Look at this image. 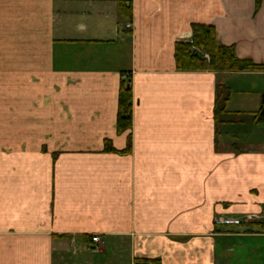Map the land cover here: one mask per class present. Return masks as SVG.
<instances>
[{"label": "crops", "instance_id": "obj_1", "mask_svg": "<svg viewBox=\"0 0 264 264\" xmlns=\"http://www.w3.org/2000/svg\"><path fill=\"white\" fill-rule=\"evenodd\" d=\"M127 2L129 20L117 0H0V264H64L70 247L96 264H264V122L251 114L264 70L173 61L199 23L264 65V0ZM120 71L132 106L117 134Z\"/></svg>", "mask_w": 264, "mask_h": 264}, {"label": "trees", "instance_id": "obj_2", "mask_svg": "<svg viewBox=\"0 0 264 264\" xmlns=\"http://www.w3.org/2000/svg\"><path fill=\"white\" fill-rule=\"evenodd\" d=\"M261 0H254V11L257 10ZM118 15L126 20L131 17V7L127 0H117ZM173 61L176 70H210V71H256L264 70L263 64L253 63L247 58H238L234 55L232 46L219 44L215 40L214 29L211 25L191 23L190 38L187 41H176L173 44ZM225 91L220 86L218 101L214 108V115L223 110ZM131 90L128 75L120 71L117 87L115 132L122 133L130 127L131 122ZM252 122H264V91L260 95L257 110L251 113ZM104 151H115L108 140L103 142ZM258 228L264 229V219L254 223ZM133 264H159L158 259L137 258Z\"/></svg>", "mask_w": 264, "mask_h": 264}, {"label": "rangeland", "instance_id": "obj_3", "mask_svg": "<svg viewBox=\"0 0 264 264\" xmlns=\"http://www.w3.org/2000/svg\"><path fill=\"white\" fill-rule=\"evenodd\" d=\"M101 256L100 253H95L90 250L70 247L67 249L63 261L64 264H96V262L101 260Z\"/></svg>", "mask_w": 264, "mask_h": 264}, {"label": "built area", "instance_id": "obj_4", "mask_svg": "<svg viewBox=\"0 0 264 264\" xmlns=\"http://www.w3.org/2000/svg\"><path fill=\"white\" fill-rule=\"evenodd\" d=\"M90 243L94 244V248L98 247V245L102 244V241L97 235H91L89 237Z\"/></svg>", "mask_w": 264, "mask_h": 264}]
</instances>
